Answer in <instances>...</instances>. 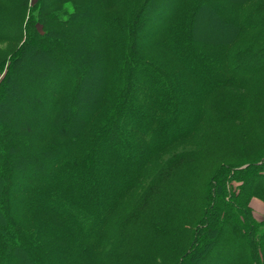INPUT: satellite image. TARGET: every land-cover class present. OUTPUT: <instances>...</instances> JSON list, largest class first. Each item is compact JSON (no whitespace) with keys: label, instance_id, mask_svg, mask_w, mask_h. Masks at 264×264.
<instances>
[{"label":"trees","instance_id":"16d2710c","mask_svg":"<svg viewBox=\"0 0 264 264\" xmlns=\"http://www.w3.org/2000/svg\"><path fill=\"white\" fill-rule=\"evenodd\" d=\"M1 43L0 264H264V0H0Z\"/></svg>","mask_w":264,"mask_h":264},{"label":"rangeland","instance_id":"374dc122","mask_svg":"<svg viewBox=\"0 0 264 264\" xmlns=\"http://www.w3.org/2000/svg\"><path fill=\"white\" fill-rule=\"evenodd\" d=\"M37 0H28V7H33L35 5ZM38 26V25H37ZM8 32V30H3L1 32ZM50 43L48 42L46 45H49ZM1 47L3 48L5 46V43H1L0 44ZM59 60H61L62 62H64L63 58L61 57ZM250 63H253V62H250ZM25 66L27 67H30V64L28 62H25L24 63ZM18 70V69H17ZM2 76V73H0V77ZM26 85L24 87H22V89H24L25 91L29 92L30 88L32 87V83L31 82H27V80L25 81ZM24 83V84H25ZM22 84V85H24ZM53 87L50 88V90L48 91H53ZM261 98H260V104H264V95L261 94L260 95ZM20 110L21 109V104L20 103H16V107L13 109L12 111V115L16 113L17 110ZM204 140H205V149H204V152L202 154L201 157L197 158L194 165H193V168L195 169L196 167V170H198V168L200 169L201 167L205 166V164L207 163V161L209 160L210 163H212L213 166L216 165V156L217 154L221 155V154H229L231 152V148H226L224 147L222 149V142L220 141V138H216V137H209V138H206L204 137ZM191 149V147L189 146H183L182 148H179L177 150L174 151V153H172V155H175L177 154L178 152H181V151H184V150H189ZM168 157H166L165 159H167ZM194 170V171H196ZM236 186H237V183H231L230 187H229V191L231 192H234V191H237L236 189ZM249 206L251 208V211H252V217L253 219L256 221V222H259V223H262L264 225V201L261 200L260 198L258 197H253L251 198L250 200V203H249ZM230 243L228 242L227 245H224V246H228ZM219 249V247H218ZM236 262V259L233 258L230 260V264L232 262Z\"/></svg>","mask_w":264,"mask_h":264}]
</instances>
